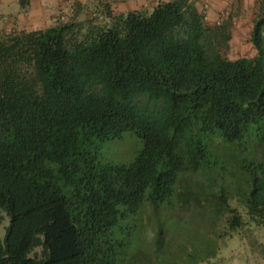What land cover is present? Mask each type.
Here are the masks:
<instances>
[{
    "label": "trees",
    "instance_id": "trees-1",
    "mask_svg": "<svg viewBox=\"0 0 264 264\" xmlns=\"http://www.w3.org/2000/svg\"><path fill=\"white\" fill-rule=\"evenodd\" d=\"M263 15L256 56L234 61L207 46L188 0L81 39L59 23L0 40V212L10 218L0 264H135L153 254L165 264L161 214L204 224L187 216L188 196L209 209L205 224L228 215L231 230L264 226ZM127 133L141 143L134 159L103 161V146ZM149 215L153 247L142 242Z\"/></svg>",
    "mask_w": 264,
    "mask_h": 264
},
{
    "label": "rangeland",
    "instance_id": "rangeland-1",
    "mask_svg": "<svg viewBox=\"0 0 264 264\" xmlns=\"http://www.w3.org/2000/svg\"><path fill=\"white\" fill-rule=\"evenodd\" d=\"M188 1L202 16L203 22L210 32L206 44L211 50H216L222 57L230 61L241 58L252 59L256 56L252 34L255 23L260 22L261 14L264 12L262 10L264 0ZM93 4L94 7L97 6L96 8L105 6L103 0H94ZM207 4L208 9H205ZM88 14L89 11L78 20L66 19L62 23L72 24L74 27L71 35L80 39L95 28L108 26V23H104L103 19H89ZM6 36L0 35V40H6ZM140 147L139 140L127 133L122 140L112 141L103 146L102 159L112 163L130 162ZM228 182L229 180L225 184ZM185 202L184 209L188 217L195 214L205 221L212 218L209 209L199 208L189 196ZM229 204L231 207L237 208L243 214L244 222H247L246 212L241 206L242 203L235 198ZM180 217L181 215H177V212H163L160 216V225L164 229V233L160 235L162 237L161 250L166 257L163 258L161 254L160 260L163 263L264 264V226L249 225L247 222L240 229L231 230L228 224V215L221 220H216L215 224H205V221L204 224H180L182 221ZM9 224L10 218L4 211H1L0 239L5 238ZM157 225L154 221V215L145 217L142 242L145 243L146 247H153L158 229ZM187 233H190L188 237L185 236ZM137 259L135 264L159 262L154 254L151 257L144 256Z\"/></svg>",
    "mask_w": 264,
    "mask_h": 264
},
{
    "label": "crops",
    "instance_id": "crops-1",
    "mask_svg": "<svg viewBox=\"0 0 264 264\" xmlns=\"http://www.w3.org/2000/svg\"><path fill=\"white\" fill-rule=\"evenodd\" d=\"M172 0H0V35L46 30L67 20H78L89 11V19H103L111 26L132 12L151 14L160 4ZM103 9V10H102ZM66 23V22H65Z\"/></svg>",
    "mask_w": 264,
    "mask_h": 264
},
{
    "label": "built area",
    "instance_id": "built-area-1",
    "mask_svg": "<svg viewBox=\"0 0 264 264\" xmlns=\"http://www.w3.org/2000/svg\"><path fill=\"white\" fill-rule=\"evenodd\" d=\"M205 9H208V4H207V5H205Z\"/></svg>",
    "mask_w": 264,
    "mask_h": 264
}]
</instances>
